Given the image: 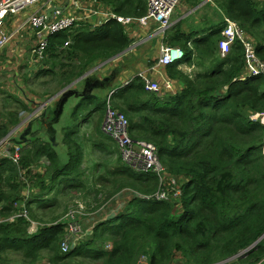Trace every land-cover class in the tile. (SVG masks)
Here are the masks:
<instances>
[{
    "label": "trees",
    "instance_id": "16d2710c",
    "mask_svg": "<svg viewBox=\"0 0 264 264\" xmlns=\"http://www.w3.org/2000/svg\"><path fill=\"white\" fill-rule=\"evenodd\" d=\"M214 1L254 41L257 54L264 61V0ZM134 7L139 9L135 12L138 16L146 14L145 0H137ZM222 27V24L211 27L207 38L195 40L199 45L194 48L188 46L191 33L178 32L169 37L170 43H181L185 51L182 62L166 67L170 78L183 83L181 91L160 97L147 91L144 80L137 77L121 88L112 102L129 119L134 140L158 147L159 157L170 175L165 180L166 186L171 189V180L177 179L181 194L174 197L171 192L169 200L137 196L136 192L144 196L156 193L160 183L158 175L132 169L123 160L117 144L116 150L108 151L110 155L117 154L118 167L114 172L108 170L113 179L101 175L97 182L106 179L105 190L108 183H113L105 201L127 189L133 190L135 197L124 213L100 222L91 236L65 253L61 244L66 223L59 220L73 206L78 208L80 202L91 206L87 199L90 192H95L98 201L104 190H90L85 184L73 185L64 191L63 201L74 195H79L82 201L75 199L68 209L65 207L63 213L44 222L34 233L28 231L30 221L25 217L13 222L7 220L26 208L29 216L37 221L34 203L46 213L48 209L54 211L61 195L57 184L73 178L76 182V178L86 175L85 146L78 127L64 128L69 160L62 165L51 142L32 131L33 137L18 152V162L12 158L16 153L13 147L12 156L0 157V264L8 263L4 251L19 253L24 264L41 261L46 264H137L142 255L148 256L150 264H178L176 259L183 264H215L253 246L264 235V123L261 121L264 76L239 80L246 74L245 49L237 40L231 52L221 57ZM49 39L45 58L36 61L41 66L38 72L48 74L59 67L58 86L63 89L79 79L85 81L83 76L87 71L132 44L123 24L115 20L94 29L87 24L74 31H62ZM182 63L203 69L190 75L179 67ZM111 64L107 66L112 67ZM103 67L96 72H101ZM112 76L108 73L105 78L109 82H103L108 90L121 85V81L115 85ZM79 94L73 118H77L80 109L87 112L84 120L99 112L95 135L102 144L104 137L114 140L101 129L107 95L100 97L94 91ZM45 96L49 99L52 93ZM14 102V107L0 113L3 118L0 141L20 124L21 111L28 109L18 100ZM256 114L261 117L252 119L251 115ZM43 159L48 164L41 162ZM39 166L44 169L36 171L34 168ZM116 176L121 179L115 181ZM28 196L31 197L26 200ZM45 199L48 201L44 202ZM238 260L244 262L241 264L264 261V238Z\"/></svg>",
    "mask_w": 264,
    "mask_h": 264
},
{
    "label": "crops",
    "instance_id": "0c3cea01",
    "mask_svg": "<svg viewBox=\"0 0 264 264\" xmlns=\"http://www.w3.org/2000/svg\"><path fill=\"white\" fill-rule=\"evenodd\" d=\"M136 2L137 0H42L40 3L28 7L18 15L10 17L7 21V29L12 31L15 26L25 23L30 14L47 13V10L54 5L58 7L56 9H65L63 11L64 13L71 12L72 14H80L79 10L83 11L82 13H84L85 20L87 22L85 23V20L80 22V25L74 27L70 31L83 28L87 26V24L91 25L93 29L96 28V26L102 27V25L107 24L108 21H118L116 17H121L123 18V21L119 22L123 24L124 31L132 40V44L120 54L99 65V67H103L105 63H112V67L109 65L102 68V76H106L108 73L111 74V71L118 72L119 76L114 79L115 85H118L119 81L123 83L130 78H137L138 74L144 71L149 77H151V79L159 81L161 84L166 80H170L172 82L171 89L173 91L168 90V93L166 94L181 91L184 87L183 83L180 80H173L170 78L167 68L158 64L160 46L162 44H167L182 49L183 46L181 43L174 41L175 44H172L170 43L172 40L169 39V37L173 34L180 32L186 34L191 33L188 46L191 48L196 47L199 45V42H195L196 39L202 41L207 38L208 34L211 32L210 28H216L222 23L223 17L225 16L223 11L213 0L212 2H206L205 0H183L170 18L172 24L171 27L168 28L164 34H160L157 31L159 26L158 23L151 21L150 25H142L138 22L137 19L145 14L138 16V13H135L136 10L139 11L138 8L134 7ZM53 12L54 11H52L51 15H54ZM129 18L131 20L128 21L127 19ZM35 38L34 31L30 27L26 26V29H24L16 39L9 43L8 47L0 57V90H3L0 92V98L2 99L8 95L14 96L8 97V102L11 103L6 102L8 105H5L3 110H0V113H4V111L6 112L11 107H14L16 105L14 102L15 99L20 103L21 101L27 103L26 98L22 99L21 95L26 94V92L20 91L19 88L23 86L21 84V75H27V66H29L30 73L24 77V81L27 80V77L33 76L41 68L39 64L35 63L36 61L29 53ZM195 51L198 52L197 48H195ZM109 67L111 68L110 71H108ZM179 67L190 75H192L194 71L197 73L203 69L198 68L199 66L197 67L194 64L188 65L185 63L180 64ZM42 77L44 78V76ZM83 83L87 84L86 80L81 81V79H79L73 86L82 93H85L86 91L92 93L95 90L94 85L82 86ZM12 86H14L13 89H11ZM100 88L105 89L106 93H108L112 87L109 90L105 86ZM6 90L10 92L6 93ZM15 96L18 98H15ZM29 101H32V99L29 98ZM53 102L50 104H53ZM27 104L28 106L26 107L29 108L30 102ZM35 104H38V102L33 101L30 108L31 113H35V115L30 119H26L27 115H23L21 123L16 127L17 130L8 138V143L16 144V149H20L21 145H24L28 139L32 138L28 137L30 136L28 132L29 123L31 128V124L34 121L33 119L38 116L42 117V113L39 111L41 104ZM53 113V109H49L47 111L46 114L49 116L48 119H50ZM2 120L3 118L0 117V122ZM24 120L26 122H23ZM23 123L25 124L22 125ZM37 136H39L42 140L49 142L47 136H43V134L39 132ZM39 167L44 169L42 166ZM129 193L130 191L124 190L119 194H121L120 197L124 199L126 198L125 195ZM101 214L103 213H100V215ZM84 222L86 225V220Z\"/></svg>",
    "mask_w": 264,
    "mask_h": 264
},
{
    "label": "built area",
    "instance_id": "2783aa9c",
    "mask_svg": "<svg viewBox=\"0 0 264 264\" xmlns=\"http://www.w3.org/2000/svg\"><path fill=\"white\" fill-rule=\"evenodd\" d=\"M42 0H0V57L2 56L9 43L16 39L21 32L26 29V26L30 27L35 34V40L29 50L32 58L35 61H40L46 56L47 47L49 45L50 36L62 31H70L74 27L80 25V22L85 20V15L82 10H79L80 14H72L71 12L64 13L65 9H55L54 15L49 17L47 13H34L27 17L25 23L15 26L12 31L7 29V21L10 17L18 15L28 7L40 3ZM147 4L146 14L139 17L137 20L142 25H150V22L158 23L157 31L160 34H164L168 28L171 27L170 18L176 8L183 0H145ZM206 2H212V0H205ZM74 13V12H73ZM119 21H123V18L116 17ZM131 20L130 18L127 19ZM86 21V20H85ZM225 27L223 28L221 35L222 39L219 42V50L221 57H226L232 49L235 41H240L245 49V76H241L240 80H246L247 77L264 76V61L258 56L254 41L249 38L245 32L241 29L239 24L228 17L224 19ZM68 45V43L66 44ZM185 57V52L178 47H173L167 44H162L159 49L158 64L167 67L175 62H178ZM191 70V69H190ZM138 77L142 78L145 82V89L149 92L161 93L163 91L171 90L172 82L170 80L160 83L154 81L144 71L138 74ZM134 78L128 79L125 84H129ZM115 91L112 90L107 99L106 116L103 123V131L105 134L111 136L119 145L122 153L123 160L132 168L139 172H154L160 176V186L156 193L152 195H146V199L157 200H169L170 193L173 196H179L181 189L177 190L173 184L178 186L177 179L171 180V189L166 186L165 180L170 175L166 172L160 157L158 147L147 141H135L130 134V122L124 113L116 110L112 105V94ZM8 143V137L4 138L0 142V156L4 155L3 144ZM19 148H17L13 160L18 162ZM164 178V179H163ZM179 191V193H177ZM178 194V195H177ZM85 204L79 203V208L72 210L59 222L66 223L65 238L62 241L61 249L63 252H69L76 248L81 242L80 240L86 235L87 230L85 228L86 215L81 212L84 209ZM19 217H25L30 221L28 231L34 233L37 231L40 223L34 221L29 216V211L24 208L17 214L10 216L7 220L10 222L15 221ZM92 232L89 231L87 235ZM254 246H250L247 249L242 250L239 254L229 258L228 260L215 263V264H238L233 263L238 261V257H242L248 253ZM264 261L255 263L263 264Z\"/></svg>",
    "mask_w": 264,
    "mask_h": 264
},
{
    "label": "rangeland",
    "instance_id": "374dc122",
    "mask_svg": "<svg viewBox=\"0 0 264 264\" xmlns=\"http://www.w3.org/2000/svg\"><path fill=\"white\" fill-rule=\"evenodd\" d=\"M35 63L38 64L37 62ZM36 64H35V68H36ZM107 64L108 63H105L104 66H107ZM99 68H100L99 66L94 67L93 69H90L89 71L86 72V74L83 77L86 78L87 84L84 83V86L94 85L95 94H98L100 97H104L107 94L106 90L103 88H96V87H104L102 81L105 80L108 83L109 80L108 78H105L106 76H102L103 75L102 72H96ZM55 70H56L55 72H52V73L49 72L48 74L46 73L44 75L46 77L44 78L39 77L35 73L33 76L27 77V80L24 81V77L29 75L30 73L29 66H27V69H26L27 75H21V84L23 86L19 88V90L26 92V94H21L22 99L26 98L27 103L30 102L29 108L23 114L24 116L27 115L26 119L27 118L30 119L31 117L35 115V113H31V110H30L31 104H33V101L38 102V104H35V105L41 104L39 107L40 109L39 111H41L42 117L41 116L35 117L33 119L34 121L32 120L33 122L31 124V128H30V123H29L28 132L30 134L31 131H35L37 133L39 132L43 134V136H47V139L49 140V142H51L53 147L58 152L59 163L62 165L64 163H67V161L69 160L68 146L64 142V132H65L64 128L65 127H71V128L78 127V129L80 130V134H81L80 140L82 141V144L85 146V160H84L85 162H84L83 167L86 170V175L82 176L81 178H76V182L73 180L74 179L73 178V179H67L66 181H63L62 183L59 182L57 184L56 188L61 193L60 195L61 198L60 197L58 198V202L56 203V208H54V211H52L51 209H48L46 213L44 211V208L37 207V203H34L32 206L34 207L35 215L37 217L35 220H37V222L39 221L38 223H41L40 225H42L44 224V222L52 221L51 219L54 216L63 213V210L65 209V207H67L68 209L69 205L74 203L75 202L74 200L79 197V195L78 196L74 195V197H69V198L66 197L65 200L63 201L64 191L67 189H71L73 185L85 184V186H87V188H89L90 190L97 189V188L103 189L104 192L102 194H99V196L97 197L98 201L95 198V192H90L87 199L91 203V206L85 207L84 209L81 210V212L86 215V219H85L86 227L85 228L90 227L87 230V233L92 230V232L89 235H87L86 233V235L80 240V241H83L93 234L95 230V226L98 225L100 222L103 223L106 220L112 219L119 213H124L126 208L128 207L129 201L132 200L133 197H135L133 195L135 193L133 190L127 189L128 191H130V193L125 195L126 198L122 199L120 197L121 194L118 193L114 197L110 198L108 201H105L106 192L108 190L113 189L114 187L113 183H108L107 184L108 186H106V190H105L103 185L106 179H103L102 183L101 182L98 183L99 181L97 182V179L101 175L108 178L109 180L113 179L112 176H109L108 170L114 172L115 169L118 167L116 164L117 154L110 155L108 154V151L116 150L117 143L112 139L104 137V141H103L104 144H102V141H100V137L98 135H95V133H97L96 129L98 125V119L100 116L99 112L93 113L92 117H88L86 120H84V117L86 116L87 112L83 109H80L79 111L80 113L77 116V118L76 119L73 118V112L75 110V107L77 103L80 101L79 97H76V96L82 92H79V90H77L73 86L74 82L64 89L58 86L60 77L58 78V75L56 73L60 72V68L58 67ZM11 72H15V71H11ZM195 72L196 71H194L192 75H194ZM111 74L113 75L111 80H114L117 78V76H119V73L116 71L115 72L111 71ZM239 80H240V77H239ZM13 88L14 86L11 87V89ZM1 91L3 90H0V92ZM9 92L10 91L6 90V93H9ZM48 92L52 93V97L49 99L47 98V96H45V93H48ZM166 93L168 92L163 91V94L161 92V93H158V95L160 97H165ZM172 94H176V92H173ZM10 96L12 97L13 95H8L7 97H4L2 99L0 98V110L1 109L3 110V107L5 105H8L6 104V102L11 103V102H8L9 101L8 97ZM15 98H18V97L15 96ZM29 98H31L32 101H29ZM51 102H53V104H50ZM27 103L21 102L20 105L28 106ZM49 109H53L54 111L50 119H48L49 116H47L46 114ZM261 115L259 114L251 115V118L254 120H257L261 117ZM262 121H264V116L262 118ZM23 122H26V121L24 120ZM101 129H102V125H101ZM89 136L91 140L86 141ZM29 137H33V136L30 135ZM14 146L15 145H12V144H6V145L3 144V147H4L3 154L6 156L11 155V148L12 147L14 148ZM263 154H264V144H263ZM0 157H3V156H0ZM41 162L48 164V161L46 159H43ZM34 169L36 171L43 170L40 167H35ZM120 176L119 177L116 176L115 181H118L119 179H121ZM158 178L160 182V176H158ZM177 184H178L177 187L175 184L173 185L175 186V188H177V190H180V183L178 180H177ZM159 186H160V183L158 184V187ZM177 193H179V191H177ZM136 194L139 197H145L142 193L136 192ZM50 197H53V195L51 194ZM107 197H109V195ZM78 200L82 201L80 198H78ZM47 201L48 200L46 199L44 200V202H47ZM81 204L83 203L80 202V205ZM98 204H100V206L102 205L101 206L102 208L100 206H97ZM77 206L79 208V205ZM71 209L75 210L77 209V207L73 206ZM100 213H103V214L100 215ZM62 216L63 215L59 217H62ZM263 238H264V235L262 236V239ZM108 247L110 248V246H106V248ZM12 252L11 251L3 252V255L7 257L8 259L7 264H24L21 261L20 254L12 253ZM45 261H47L46 258H45ZM176 261L178 262V264H183V262L182 263L179 262L180 260L178 259H176ZM233 263L241 264L244 262H241L240 260H238ZM37 264H46V263L44 261H41V262H38ZM137 264H150L148 260V256L142 255L139 258Z\"/></svg>",
    "mask_w": 264,
    "mask_h": 264
},
{
    "label": "clouds",
    "instance_id": "9594fccd",
    "mask_svg": "<svg viewBox=\"0 0 264 264\" xmlns=\"http://www.w3.org/2000/svg\"><path fill=\"white\" fill-rule=\"evenodd\" d=\"M214 1V0H213ZM215 2V1H214ZM225 15V14H224ZM225 17H228V16H224L223 17V21H222V23L221 24H223V28L225 27V22H224V19H225ZM228 18H230V17H228ZM231 20H233L232 18H230ZM85 23L87 22V21H84ZM117 22H119V20L117 21ZM223 30V29H222ZM222 32V31H221ZM222 36V35H221ZM179 48V47H178ZM183 50V49H182ZM184 51V50H183ZM185 52V51H184ZM184 59H182V60H180L181 62L183 61ZM180 61H178V62H180ZM175 63H177V62H175ZM174 64V63H173ZM46 73H41V72H36V75H38L39 77H41V78H43L42 76H44ZM44 77H46V76H44ZM76 82H74V84H75ZM73 84V85H74ZM128 84H125L124 82L123 83H121V85H119L118 87H113V88H111L109 91H108V93H107V99H108V96H109V94H110V92L112 91V90H114L115 92L112 94V102L114 101V96H115V94L118 92V91H120V89L121 88H123L124 86H127ZM156 93V92H155ZM158 94V93H157ZM117 110V109H116ZM26 111V110H25ZM25 111H21V114H20V117L22 118V116H23V114H24V112ZM122 113V112H121ZM105 116H106V113H105ZM105 116H104V120H105ZM263 116H264V113L262 114V117H261V121H262V118H263ZM262 122H264V121H262ZM21 123V122H20ZM103 123H104V121H103ZM25 123H23L22 125H24ZM18 126V125H17ZM16 126V127H17ZM16 127H14L10 132H9V134L6 136V137H8L9 138V136L10 135H12L17 129H16ZM130 128V127H129ZM130 130V129H129ZM102 131H103V124H102ZM104 132V131H103ZM131 134V133H130ZM5 137V138H6ZM136 141V140H135ZM1 142V141H0ZM7 144H10V143H7ZM6 145V144H5ZM12 145H15L14 146V149H15V152H16V144H12ZM20 150H21V148H20ZM159 150V149H158ZM9 156H12V155H9ZM12 158H13V156H12ZM161 160V159H160ZM15 162V161H14ZM162 162V161H161ZM26 200H28L29 199V196L27 197V198H25ZM26 200H24L23 202H22V205L24 206L25 205V201ZM21 203H19V205H20ZM16 205H18V204H16Z\"/></svg>",
    "mask_w": 264,
    "mask_h": 264
},
{
    "label": "water",
    "instance_id": "95a60500",
    "mask_svg": "<svg viewBox=\"0 0 264 264\" xmlns=\"http://www.w3.org/2000/svg\"><path fill=\"white\" fill-rule=\"evenodd\" d=\"M56 8H58V7H56V6L54 5V6H52L50 9H48V10H47V15H48L49 17H51V13H52V11H54ZM261 240H262V237H261L258 241H256V242L254 243L253 246H256Z\"/></svg>",
    "mask_w": 264,
    "mask_h": 264
},
{
    "label": "bare ground",
    "instance_id": "6f19581e",
    "mask_svg": "<svg viewBox=\"0 0 264 264\" xmlns=\"http://www.w3.org/2000/svg\"><path fill=\"white\" fill-rule=\"evenodd\" d=\"M223 25V24H222ZM223 28V27H222ZM215 30V29H214ZM60 33V32H59ZM57 34V33H56ZM178 63H180V62H178ZM175 64V63H174ZM261 76V75H260ZM131 168V167H130ZM133 169V168H132ZM135 171V170H134ZM156 175V174H155ZM162 202V201H161ZM164 202V201H163Z\"/></svg>",
    "mask_w": 264,
    "mask_h": 264
}]
</instances>
